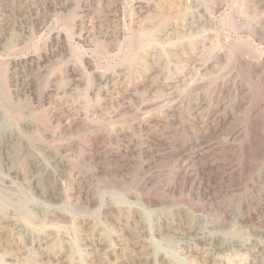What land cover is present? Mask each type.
<instances>
[{
  "label": "rangeland",
  "instance_id": "374dc122",
  "mask_svg": "<svg viewBox=\"0 0 264 264\" xmlns=\"http://www.w3.org/2000/svg\"><path fill=\"white\" fill-rule=\"evenodd\" d=\"M0 191V264H264V0H0Z\"/></svg>",
  "mask_w": 264,
  "mask_h": 264
},
{
  "label": "bare ground",
  "instance_id": "6f19581e",
  "mask_svg": "<svg viewBox=\"0 0 264 264\" xmlns=\"http://www.w3.org/2000/svg\"><path fill=\"white\" fill-rule=\"evenodd\" d=\"M144 36H150L149 34L147 35V34H144ZM6 96V95H5ZM3 99V98H2ZM8 98H5V100H7ZM3 102V101H2ZM7 102V101H6ZM5 119V118H4ZM5 121H7V120H5ZM30 131V130H29ZM35 132V131H34ZM31 136V135H30ZM24 138H26V137H24ZM32 138V137H31ZM8 139V138H7ZM28 139V138H27ZM29 140H30V138H29ZM9 141V140H8ZM28 141V140H27ZM8 143V142H7ZM9 145H10V143H9ZM11 146V145H10ZM9 146V147H10ZM18 149V148H17ZM24 150V149H23ZM19 151V150H18ZM28 151V150H27ZM26 152V151H25ZM20 153H22V150H21V152ZM19 153V154H20ZM35 154V153H34ZM33 153H31V152H27V153H25L24 155H23V157H22V159H23V161L26 163V164H28L29 166H30V162H31V164H32V161H30L34 156ZM21 156H22V154H20ZM37 155V154H36ZM19 156V155H18ZM21 158V157H20ZM38 158V157H37ZM40 159H41V157H40ZM42 160V159H41ZM21 161V160H20ZM34 161V160H33ZM62 162V161H61ZM49 163H50V160H49ZM55 163V162H54ZM59 164V163H58ZM61 164V163H60ZM36 165V164H35ZM32 167H33V165H31ZM38 166H41V165H38ZM38 166H36V167H38ZM44 166V165H43ZM46 167H47V165H46ZM35 168V167H34ZM41 169V168H40ZM48 169V168H47ZM38 170V169H37ZM30 171V170H29ZM32 173V172H31ZM37 173V172H36ZM44 174V173H43ZM34 175H35V173H34ZM35 177V176H34ZM36 179V178H35ZM37 180V179H36ZM42 180H43V178H42ZM37 182V181H36ZM44 182V181H43ZM81 183V182H80ZM5 187V186H4ZM5 189V188H4ZM10 189V188H9ZM55 189V188H54ZM2 190V189H1ZM14 190V189H13ZM5 191H6V189H5ZM10 192V191H9ZM17 192V191H16ZM7 193V192H6ZM6 193H3L2 191H0V206H5V205H12V206H15L16 207V209L18 210L17 212H21L22 214H27V212H28V210H27V206H28V198H26V197H24V195L23 196H20V195H18V193H15L17 196H13V197H8L9 196V194L6 196L5 194ZM20 193V192H19ZM13 194V193H12ZM156 206V205H155ZM1 208V207H0ZM4 208V207H3ZM1 210V209H0ZM16 213V212H15ZM58 214V213H57ZM17 215V214H16ZM19 215V214H18ZM17 215V216H18ZM26 216V215H25ZM48 216H49V213H48ZM51 217H52V215H50ZM49 216V217H50ZM58 216V215H57ZM22 217V216H21ZM24 217V216H23ZM22 217V218H23ZM44 217H45V215H44ZM48 217V218H49ZM51 217L49 218V219H51ZM65 217V216H64ZM68 217V216H67ZM18 218V217H17ZM29 218V217H28ZM57 218V217H56ZM68 218H70V217H68ZM185 218V217H184ZM46 219V218H45ZM58 219V218H57ZM62 219V218H61ZM139 219V218H138ZM24 220V219H23ZM21 221V219L20 220H17V219H12V220H10V222L13 224V226H15V227H17V226H19V225H21V224H23V223H25L26 225H28L27 227H31V225H32V220H26V221ZM60 220V219H59ZM69 220V219H68ZM180 220V219H179ZM51 221H53V220H51ZM62 221V220H61ZM134 221V220H133ZM33 222H34V220H33ZM65 222V221H64ZM137 222V221H136ZM167 222H169V220L167 221ZM6 223V222H5ZM40 223V222H39ZM56 223V222H55ZM166 223V222H165ZM176 223V222H175ZM71 224V223H70ZM178 224V223H177ZM184 225V224H183ZM25 226V225H24ZM36 226H38V225H36ZM123 226V225H122ZM137 226V225H136ZM179 226V225H178ZM26 227V228H27ZM48 227H50V226H48ZM174 227V226H173ZM42 228V227H41ZM144 228V227H143ZM162 228V227H161ZM164 228V227H163ZM180 228V227H179ZM32 229V228H31ZM30 229V230H31ZM53 229V228H52ZM159 229V228H158ZM170 229H171V227H170ZM8 230H9V228H8ZM34 230H35V228H34ZM121 230V229H120ZM123 230V229H122ZM161 230V229H160ZM29 231V230H28ZM38 231V230H37ZM40 231V230H39ZM38 231V232H39ZM48 231H51V230H48ZM174 231V230H173ZM203 231V230H202ZM6 232V231H5ZM24 232V231H23ZM35 232V231H34ZM53 232V231H52ZM58 232V231H57ZM62 232V231H61ZM93 232V231H92ZM97 232H99V231H97ZM123 233H124V231H122ZM139 232V231H138ZM137 231H136V233H138ZM148 232V231H147ZM159 232V231H158ZM165 232H166V229H165ZM15 233V232H14ZM20 233V232H19ZM26 233V232H25ZM56 233V232H55ZM54 233V234H55ZM60 233V232H59ZM58 233V234H59ZM64 233V232H63ZM66 233V232H65ZM204 233V232H203ZM8 234H9V232H8ZM7 234V235H8ZM21 234V233H20ZM27 234V233H26ZM29 234V233H28ZM27 234V235H28ZM50 234L52 235V233L50 232ZM61 234V233H60ZM70 234V233H69ZM68 234V235H69ZM148 234V233H147ZM163 234H164V232H163ZM174 234V233H173ZM202 233L198 230V229H196V228H194V226L193 227H191V226H181V228L178 230V231H176V233L174 234V235H172L171 233L170 234H166L165 235V238H164V241H165V244L166 245H172V246H174V248H178V239H184V240H186L187 242L185 243V248L187 249V250H191V244L189 243V241L191 240V239H195V240H197V239H201V236L203 235H201ZM16 235H17V231H16ZM37 235V234H36ZM97 235V234H96ZM99 235V234H98ZM162 235V234H161ZM14 236H15V234H14ZM38 236V237H37ZM37 236H35V234L34 233H32L31 232V234H30V242H31V244H33V245H36V246H38L39 248H42V246L44 245V243H45V240H43V239H41V237H39V235H37ZM65 236V234L63 235V236H59V237H64ZM104 236V235H103ZM102 236V237H103ZM123 236V235H122ZM121 236V237H122ZM143 236V235H142ZM150 236V235H149ZM152 236V235H151ZM156 236V235H155ZM160 236V235H159ZM204 236V238H205V235H203ZM216 236V235H215ZM11 237H13V236H11ZM48 237V236H47ZM68 237H70V235L68 236ZM72 237V236H71ZM98 237V236H97ZM96 237V238H97ZM210 237V236H209ZM17 238V237H16ZM25 238V237H24ZM43 238H45L44 236H43ZM56 238V236H53L51 239H55ZM86 237H84V239H85ZM100 238V237H99ZM105 238V237H104ZM211 238H213V237H211ZM26 239V238H25ZM66 238H64V240H65ZM69 239V238H68ZM71 239V238H70ZM93 239V238H92ZM118 239V238H117ZM57 240H58V238H57ZM74 241H75V239H73ZM86 240V239H85ZM96 240V239H95ZM98 240V239H97ZM141 240V239H140ZM145 240V239H144ZM77 241V240H76ZM92 241V240H91ZM107 241V240H106ZM123 241V240H122ZM125 241V240H124ZM148 241H149V238H148ZM198 241V240H197ZM213 241V240H212ZM25 242V241H24ZM109 242V241H108ZM135 242V241H134ZM137 242V241H136ZM146 242V241H145ZM151 242V241H150ZM202 242V241H201ZM200 242V243H201ZM47 243V242H46ZM50 243V242H49ZM73 243V242H72ZM92 243V242H91ZM95 243H97V242H95ZM107 243V242H106ZM146 243H148V242H146ZM161 243V242H160ZM163 243V242H162ZM199 243V242H198ZM210 243H212V242H210ZM78 244V243H77ZM76 244V245H77ZM135 244V243H134ZM143 244V243H142ZM165 244H162V245H165ZM182 244V243H181ZM196 244V243H195ZM202 244V243H201ZM206 244H207V241H206ZM24 245H26L25 243H24ZM73 245H74V243H73ZM72 245V246H73ZM98 245V244H97ZM154 245V244H153ZM205 245V244H204ZM29 246V245H28ZM71 246V247H72ZM75 246V245H74ZM100 246V245H99ZM160 246V245H159ZM184 246V245H183ZM209 246V245H208ZM31 247V246H30ZM95 247V246H94ZM101 247V246H100ZM111 247V246H110ZM134 247V246H133ZM157 247V246H156ZM170 247V246H169ZM202 247V246H201ZM74 248H76V246L74 247ZM112 248V247H111ZM119 248H122V247H119ZM153 248V247H152ZM149 249V250H147L145 253H143L142 255H140L139 257H135V258H132V259H128V260H126V261H123V264H170V263H168L166 260H165V258L163 257V256H161V255H159L157 252H156V248H153V249ZM220 248V247H219ZM135 249H137V248H135ZM165 249H168V248H165ZM171 249V248H170ZM218 249V248H217ZM33 250V249H32ZM172 250V249H171ZM223 250V249H222ZM162 251H164V250H162ZM193 251H195V250H193ZM201 251V250H200ZM205 251H207V250H205ZM215 251V250H214ZM219 251V250H218ZM41 252H42V250H41ZM132 252V251H131ZM161 252V251H160ZM173 252V251H172ZM208 252H210V251H208ZM217 252V251H216ZM58 253H60V252H58ZM188 253V252H187ZM195 253V252H194ZM193 253V254H194ZM199 253V252H198ZM46 254V253H45ZM44 254V255H45ZM56 254H57V252H56ZM175 254V253H174ZM186 254V253H185ZM206 254V253H205ZM177 255V254H176ZM197 255H199V254H197ZM209 255V254H208ZM52 256V255H51ZM215 255H213V257H214ZM53 257H54V255H53ZM167 257V256H166ZM209 257V256H208ZM123 258V257H122ZM169 258V257H168ZM200 258H202V257H200ZM211 258V257H210ZM216 258H218L217 256L215 257V259ZM63 259V258H62ZM171 259V258H170ZM198 259V258H197ZM206 259V258H205ZM71 260V259H70ZM209 260V259H208ZM211 260V259H210ZM210 260H209V262H210ZM73 261V260H72ZM175 261V260H174ZM212 261H214V259L212 260ZM212 261L210 262L211 264H212ZM99 262V261H98ZM200 262V261H199ZM219 262V261H218ZM217 262V263H218ZM63 263H66V261L65 262H63ZM74 264V263H73Z\"/></svg>",
  "mask_w": 264,
  "mask_h": 264
}]
</instances>
